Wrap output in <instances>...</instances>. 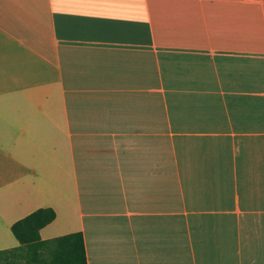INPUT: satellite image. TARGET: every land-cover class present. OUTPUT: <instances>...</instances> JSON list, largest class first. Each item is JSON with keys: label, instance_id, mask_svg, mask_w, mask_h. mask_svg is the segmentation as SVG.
<instances>
[{"label": "crops", "instance_id": "crops-1", "mask_svg": "<svg viewBox=\"0 0 264 264\" xmlns=\"http://www.w3.org/2000/svg\"><path fill=\"white\" fill-rule=\"evenodd\" d=\"M43 207L88 264H264V0H0V250Z\"/></svg>", "mask_w": 264, "mask_h": 264}, {"label": "trees", "instance_id": "trees-1", "mask_svg": "<svg viewBox=\"0 0 264 264\" xmlns=\"http://www.w3.org/2000/svg\"><path fill=\"white\" fill-rule=\"evenodd\" d=\"M56 218L53 208H39L12 225L19 245L0 250V264H88L82 232L43 239L41 229Z\"/></svg>", "mask_w": 264, "mask_h": 264}]
</instances>
